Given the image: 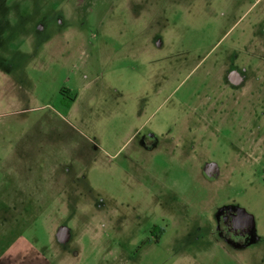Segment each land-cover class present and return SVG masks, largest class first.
I'll use <instances>...</instances> for the list:
<instances>
[{"label": "rangeland", "instance_id": "obj_1", "mask_svg": "<svg viewBox=\"0 0 264 264\" xmlns=\"http://www.w3.org/2000/svg\"><path fill=\"white\" fill-rule=\"evenodd\" d=\"M0 264H264V0H0Z\"/></svg>", "mask_w": 264, "mask_h": 264}, {"label": "flooded vegetation", "instance_id": "obj_2", "mask_svg": "<svg viewBox=\"0 0 264 264\" xmlns=\"http://www.w3.org/2000/svg\"><path fill=\"white\" fill-rule=\"evenodd\" d=\"M239 75L236 73H227L226 74V78L227 81L233 85V86H237L239 84H241V79L238 77ZM230 225L229 227L232 228L234 231H241L242 229H244L246 227V222L243 216H236L234 219H232V221L229 222ZM156 230L157 228L155 226H153L150 229V235L153 236L154 241H158V239L162 236V234L164 233V231H161V235L160 234H156ZM64 233V232H63Z\"/></svg>", "mask_w": 264, "mask_h": 264}, {"label": "water", "instance_id": "obj_3", "mask_svg": "<svg viewBox=\"0 0 264 264\" xmlns=\"http://www.w3.org/2000/svg\"><path fill=\"white\" fill-rule=\"evenodd\" d=\"M63 232H64V231H61L60 234H61V233L63 234ZM62 234H61V236H62Z\"/></svg>", "mask_w": 264, "mask_h": 264}]
</instances>
